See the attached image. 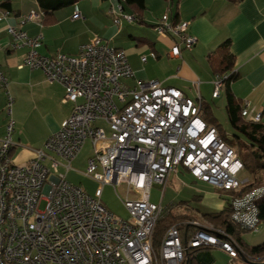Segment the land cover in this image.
Segmentation results:
<instances>
[{"label":"built area","instance_id":"1","mask_svg":"<svg viewBox=\"0 0 264 264\" xmlns=\"http://www.w3.org/2000/svg\"><path fill=\"white\" fill-rule=\"evenodd\" d=\"M108 13L117 27L140 24L121 4L110 7ZM9 17L10 12L2 11L0 23ZM80 18L76 6L73 19ZM40 20L32 12L19 26H8L10 41L0 43V51L26 49L22 68L41 70L50 83H60L65 89L63 103L72 104L73 109L44 148L33 150L28 164H16L12 157L14 100L9 80L0 72V88L7 98V123L0 144V264H183L188 249L201 247L218 248L237 258L238 244L231 236L195 219L187 223L195 231L186 243L180 229L172 226L159 251L153 246L157 224L174 208L162 205L166 185L180 169L218 191L235 193L229 195L231 220L241 230L257 232L261 226L256 203L264 196V186L247 187L250 178H241L243 162L202 117L201 98L190 99L157 81L130 86L134 72L126 52L101 37L83 44L77 55H42L43 34L30 36L22 29ZM154 30L178 41L171 49L173 58L197 45L190 23H174L169 14L162 16ZM147 61L142 58L143 63ZM228 77L215 76L214 99L221 97ZM248 106L244 105L243 118L260 123L262 114L250 115ZM97 122L105 123L108 130ZM88 141L93 153L84 175L98 183L94 195L67 179ZM106 186L127 187L121 198L127 220L116 218L103 205ZM156 186L163 189L160 204L151 202ZM42 203L44 210H40Z\"/></svg>","mask_w":264,"mask_h":264},{"label":"crops","instance_id":"2","mask_svg":"<svg viewBox=\"0 0 264 264\" xmlns=\"http://www.w3.org/2000/svg\"><path fill=\"white\" fill-rule=\"evenodd\" d=\"M82 1L66 8L62 12L67 13L65 18H60L61 11L56 12V23L52 25L42 24L44 11L37 0L13 1L11 17L0 23V43L6 45L10 41L6 31L8 26H19L23 17L36 12L41 17L40 22H29L22 29L30 36L43 34L40 53L55 56L64 53L65 42L69 38L82 32V37L87 35L93 21L105 37L86 36L75 49L76 54H64L77 55L83 44L94 37H101L112 47L126 52L134 72V79L128 82L130 86L136 85L137 81H157L165 87L179 89L190 99L198 100L200 97L202 103L208 105L224 97L223 106L226 107L225 90L218 99L213 98V92L221 60L218 50L230 41V51L235 58L234 72L238 76L231 84L232 93L244 105L249 104L250 115L264 113V0H145L144 23L138 24L139 27L125 23L122 28L114 25L108 13L116 2L120 4L119 0H109V6L102 2L86 4ZM76 6L82 18L73 21ZM125 10L134 14L129 7ZM2 11L4 9L0 6V13ZM165 14H169L174 23L189 22L190 33L197 38L196 47L191 51L183 50L179 58L171 56V49L178 41L160 36L154 30ZM108 23L111 26H107ZM26 52V49L12 52L6 48L0 51V72L9 80V92L17 105L20 121L19 132L16 124V146L12 151L13 160L18 165L28 164L33 158V150L44 148L73 109L72 104L63 103L65 89L60 83H50L41 70L22 68ZM151 53L156 54V59L150 56ZM143 57L148 58L146 63L142 62ZM6 103L5 92L0 88V144L7 123L4 114ZM198 201L201 208L209 213L220 212L226 207V202L217 192L208 194L207 198L199 197ZM212 253L214 258L219 253L233 261L221 249L216 248Z\"/></svg>","mask_w":264,"mask_h":264},{"label":"trees","instance_id":"3","mask_svg":"<svg viewBox=\"0 0 264 264\" xmlns=\"http://www.w3.org/2000/svg\"><path fill=\"white\" fill-rule=\"evenodd\" d=\"M15 0H4L0 2L1 8L4 11L11 13L12 3ZM82 0H37L41 10L44 11V19L42 24L52 25L56 23L55 13L63 9L73 7ZM107 1V0H103ZM119 0L122 7L131 8L134 15L140 19V24L144 23L143 13L146 9L145 0ZM171 1V0H168ZM124 2L126 4H124ZM126 11V10H125ZM139 43L140 39H136ZM220 65L217 74H229L225 82V96H226V115L228 121L235 131L232 139L228 140L227 136L221 131L220 126H215L219 131L221 137L230 146H232L238 153L243 162L246 173L250 176V184L247 187H261L264 186V121L260 123L247 122L242 112L244 110V103L237 99L231 90V84L237 80L238 76L234 72V55L230 51V41L223 44L219 48ZM202 117L206 122L213 124L216 120L213 109L210 105L202 104ZM264 117V113H262ZM245 140H243L242 138ZM221 196L226 202L224 210L215 213H207L202 215L213 227L217 230L224 231L231 236L238 244L237 258L233 259V263L240 264H264V242L262 244L246 247L241 239L243 231L232 223V208L230 204L229 195L232 193L221 191ZM232 195H236L233 193ZM259 210L260 224H264V196L257 201ZM173 208V207H172ZM195 218H190L187 215L178 213L166 214L164 218L157 224L153 236V246L156 251H159L163 238L172 226H177L183 235V242H187L195 231V227L189 226L187 223ZM213 247H201L196 249H188L186 251V259L183 264H214L215 258L213 256Z\"/></svg>","mask_w":264,"mask_h":264},{"label":"rangeland","instance_id":"4","mask_svg":"<svg viewBox=\"0 0 264 264\" xmlns=\"http://www.w3.org/2000/svg\"><path fill=\"white\" fill-rule=\"evenodd\" d=\"M116 0H114L115 2ZM86 4L90 2H102L106 4V6L110 5L111 2L109 0L107 1H102V0H84L82 1ZM117 5V2H116ZM115 5V6H116ZM66 10L63 9L61 10L60 18H65L68 15L67 13H62L65 12ZM73 21L81 20L77 19ZM107 26H111L109 23ZM140 25L137 24V27ZM122 28V27H121ZM83 33V32H82ZM78 36H73L69 38L65 42V47H64V53H70V54H76L75 49L81 43L80 41L82 38H86V36H91L92 35H100L102 37L104 34L100 33V28L97 27V25L92 21L90 23V28L87 31V35L84 37L81 36V34ZM121 37L123 35H120ZM109 39V38H106ZM62 53V52H60ZM222 97V96H221ZM224 97H222L220 100H215L213 102H209V105L212 107L215 115V122L213 124L207 122L210 126H220L221 131L227 136L228 140L232 139L235 135V131L232 129L227 115H226V110L225 107L223 106L224 103ZM5 114V112H4ZM5 117V115H4ZM13 119L15 121V127L17 124V132H19V117L17 115V105L14 103L13 105ZM97 126H100L104 128L106 131L108 130V126L103 123V122H97ZM17 133L16 136L17 137ZM242 138V137H241ZM245 140L244 138H242ZM38 146V145H37ZM31 147L34 149V144L31 145ZM93 153V148L92 144L90 141L87 142V144L84 146L82 152L79 154L78 158L73 162L72 168L73 170L70 171L67 175V179L69 182H71L74 185L81 186L85 189V191L89 195H94L95 191L99 187L98 183H96L94 180H92L90 177L85 176L84 173L86 172L87 169V163L89 158H91ZM250 178L248 173L246 171L242 173L241 178ZM219 193L221 194V191L215 190V188L211 185H208L206 183H202L195 178H193L190 173L187 171L180 169L177 174H173L164 191L163 199H162V204L163 206L166 207H171V206H177L173 208V213H178L181 215H187L190 218H195V220L200 221L203 224L206 225H212L209 223L205 218H203L204 214L209 213L208 210L201 208V204L198 201L199 197L202 198H207L208 194L212 193ZM127 194V187H119V188H114L113 186H106L104 187L103 190V196H102V203L103 205L112 213L116 216L118 219L122 220H127L129 218V214L127 209L124 207L121 198H124ZM163 194V189L162 187L156 186L155 188L152 189L151 192V202L160 204L161 198ZM132 199H136V196L134 193L131 194ZM45 208V203H42L40 206V210H44ZM213 226V225H212ZM243 231V230H242ZM241 239L246 247H253L259 244H262L264 242V224L260 226V229L257 232H249V231H243L241 234ZM215 262L214 264H235V262H231L230 260L226 259L224 255H221L219 253L215 254ZM236 264H240L239 262H236Z\"/></svg>","mask_w":264,"mask_h":264}]
</instances>
